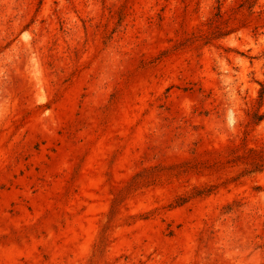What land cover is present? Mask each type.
<instances>
[{
  "label": "rangeland",
  "instance_id": "obj_1",
  "mask_svg": "<svg viewBox=\"0 0 264 264\" xmlns=\"http://www.w3.org/2000/svg\"><path fill=\"white\" fill-rule=\"evenodd\" d=\"M240 3L0 0V264H264V172L229 163L264 143Z\"/></svg>",
  "mask_w": 264,
  "mask_h": 264
},
{
  "label": "trees",
  "instance_id": "obj_2",
  "mask_svg": "<svg viewBox=\"0 0 264 264\" xmlns=\"http://www.w3.org/2000/svg\"><path fill=\"white\" fill-rule=\"evenodd\" d=\"M257 1L258 0H241L238 8L244 7L246 9L247 14L243 13L241 15L244 20L245 18L255 16L259 21H261L260 27L264 28V11H253V8L255 7ZM217 16L220 17V13H218ZM257 117V119H260L261 116ZM229 163L234 165L239 164L242 166L241 170L237 174L238 177L264 172V143L260 146L249 148L243 154L236 155L235 158Z\"/></svg>",
  "mask_w": 264,
  "mask_h": 264
},
{
  "label": "clouds",
  "instance_id": "obj_3",
  "mask_svg": "<svg viewBox=\"0 0 264 264\" xmlns=\"http://www.w3.org/2000/svg\"><path fill=\"white\" fill-rule=\"evenodd\" d=\"M236 123V119L234 117V115H229L228 117V121H227V127L229 130H232L234 128V125Z\"/></svg>",
  "mask_w": 264,
  "mask_h": 264
}]
</instances>
